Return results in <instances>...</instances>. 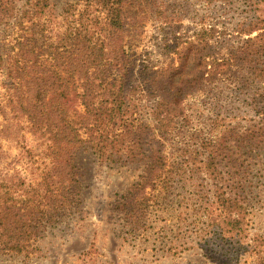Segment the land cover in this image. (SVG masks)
<instances>
[{"label":"trees","instance_id":"16d2710c","mask_svg":"<svg viewBox=\"0 0 264 264\" xmlns=\"http://www.w3.org/2000/svg\"><path fill=\"white\" fill-rule=\"evenodd\" d=\"M34 1L16 9L12 0H0V26L13 34L6 36L11 37L7 52L0 44V74L6 71L7 82L2 83L13 110L11 117L3 114L0 119V252L29 253L45 219L64 215L77 204L80 191L75 156L81 148L87 145L102 162L142 160L141 144L149 136L150 126L136 119V114L144 101L153 117V128L167 139L181 128L179 122L188 121L185 100L201 89L205 81L219 79L223 62L229 73L242 77L243 86L256 83L252 103L257 113L244 134L255 142L257 149L264 148V68L250 58L264 54V23L257 27L259 32L253 38L233 46L222 61L215 59L209 71L201 57L195 55L189 60L190 46L178 51V36L167 41L166 47L179 54V64L155 68L146 60L132 59L126 41L128 17L136 21L135 16L125 12L136 6L133 0L89 3L87 12L79 13L63 31L52 28L49 32L46 22L50 24L53 17L59 16L52 14L48 21H43L42 13L46 8L52 10L51 3ZM154 1L158 10L164 12L165 1ZM260 1L244 3L253 12ZM90 8L104 11V17L96 11L92 13ZM253 15V21L257 20L254 24L263 21L258 14ZM206 31L198 35L208 44ZM191 62L194 66L189 68ZM25 123L47 144L46 164L35 184L27 183L22 170L16 167L24 155L34 157V149L24 142ZM12 148L18 149L14 155ZM224 149L228 151V147L220 149L203 140L190 153L204 157L200 169L206 176V192L217 199L212 206L224 213L225 228L219 222H211L216 218L209 216L202 231L207 239L216 238L215 246L203 249L208 253L222 251L229 259L248 252L252 256L250 264H264V236L257 234L251 241L247 239V194L241 193L245 192L246 163L232 162L230 158L223 166ZM183 151L187 155V149ZM174 170L175 164L163 152L151 156L141 180L118 202L126 222L139 223L143 210L140 197L148 193V188L149 192L156 188L158 177L170 181V172ZM236 188L241 194L232 197L230 193Z\"/></svg>","mask_w":264,"mask_h":264},{"label":"rangeland","instance_id":"374dc122","mask_svg":"<svg viewBox=\"0 0 264 264\" xmlns=\"http://www.w3.org/2000/svg\"><path fill=\"white\" fill-rule=\"evenodd\" d=\"M12 1L16 9L22 8L27 1L35 3L34 0ZM99 1L49 0L52 10L46 8L42 20L48 21L52 14L59 17H53L50 24L46 22V32L52 28L63 31L71 20L79 17V13L87 12L89 3ZM154 2L133 0L136 6L128 7L125 12L136 19L133 22V17H128L130 23L126 35L132 59L146 60L155 68L179 64V54L166 47L167 41L178 36V51H185L190 46L189 60L192 61L195 55L201 57V63L206 64L209 71L213 69L215 59L222 61L233 46L253 38L259 32L257 27L264 23V0L253 12L244 0L233 4L163 0L165 13H161ZM90 9L104 17V11ZM253 14H258L263 21L254 24L257 20L253 21ZM203 31L207 33L204 37L208 44L198 35ZM7 35L13 36L10 30L0 26V44L4 52L11 39ZM250 58L264 68V54L250 55ZM192 66V62L188 63L189 68ZM220 69L223 75L219 79L205 81L201 89L193 91L185 100L188 121L179 122L181 128L167 139L153 128L154 120L144 101L136 114V119L150 126V134L141 144L142 160L102 162L87 145L81 148L75 156L80 191L77 204L64 215L55 214L45 219L41 234L29 253L0 252V264H250L252 256L248 252L229 259L222 251L208 253L203 249V246H215L216 238L207 239L202 231L209 223V216L216 218L211 222H219L224 227V213L212 206L217 199L206 192V176L200 169L204 157L190 155L203 140L220 149L228 147V151L224 149L223 166L230 158L232 162L246 163L247 180L245 192L241 193L247 194V239L251 241L257 234L264 236V148L257 149L255 142L244 134L257 113L252 103L256 83L243 86L244 83H240L242 77L229 73L224 62ZM2 81L7 82L5 70L0 74V119L3 114L6 117L13 115L7 101L9 93ZM25 124L24 142L34 149V157L30 159L24 155L16 167L22 170L27 183L35 184L46 164L44 151L47 144ZM183 148L187 149L185 156ZM159 151L175 164L170 181L158 177L156 188L152 192L148 188V193L139 199L143 209L139 223L126 222L118 202L141 180L151 156ZM17 152L18 149L12 148L13 155ZM239 190L233 189L230 195L241 194ZM206 240L210 245H206ZM218 242L221 243L219 239Z\"/></svg>","mask_w":264,"mask_h":264}]
</instances>
